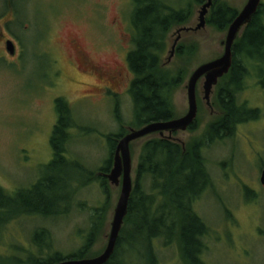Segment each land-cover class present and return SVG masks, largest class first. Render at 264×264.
I'll return each instance as SVG.
<instances>
[{"label": "rangeland", "instance_id": "374dc122", "mask_svg": "<svg viewBox=\"0 0 264 264\" xmlns=\"http://www.w3.org/2000/svg\"><path fill=\"white\" fill-rule=\"evenodd\" d=\"M222 1L239 12L248 0ZM261 3L264 5V0ZM10 4L11 0H0V23L7 19L3 17L8 12L7 9L4 12V6ZM15 6L22 10L21 16L29 19L30 24L27 19L17 18V25H9L16 37L24 41V45L18 47L24 59L4 58L7 53L0 46V186L14 194L29 188L43 174L44 166L52 159L50 136L57 120L56 97L70 102L73 110L74 127L70 130L68 155L93 174L84 185L87 179L72 168L51 172L56 192L72 196L73 200L72 207L60 216L37 217L20 212V206L0 208V257L26 258L27 251L38 254L32 236L42 229L49 234L46 241L49 247L43 249L44 253L71 254L82 246L95 209L104 206L106 211L89 254V257H95L103 252L108 242L122 184V176L118 184L106 177L104 187L97 179L102 177L101 168L110 157L112 144L107 135L120 132L121 126L127 130L132 127L133 104L129 89H118L115 101L109 93L102 94L70 81L69 78H75L90 84L96 82L71 67L69 62L74 51L67 40L69 37L78 39L96 63L121 62L122 35L128 33L126 26L133 38L130 23L133 0H28L26 5L15 0ZM200 8L201 4L194 5L190 19L169 31L165 38L162 61L174 73L185 72L183 82L171 94L176 118L188 111L185 86L192 72L199 65L220 57L224 51L221 41L226 38L227 30H219L208 23L194 30L199 23ZM26 25H30L29 30ZM45 27L52 29L50 41ZM180 28L189 30L181 31L176 47L194 45L196 54L191 60L178 55L177 48L169 60L171 45ZM133 48L132 41L129 51ZM39 54L56 57L66 78L50 85L47 67L37 61L39 58H33ZM257 71L258 67L250 68L239 100L258 109V118L238 125L232 137L216 141L204 150L212 185L193 207L208 227L202 238V257L208 264H264V186L260 183L264 168V86L257 82ZM203 83L202 77L197 82V127L173 134L184 145L198 137L219 114L217 106L210 107L203 99ZM216 90L217 84L210 102H214ZM117 111L120 121L116 117ZM151 137H157V134L130 143L132 189L142 146ZM112 167L113 156L109 171ZM75 179L81 184L79 181L76 184ZM76 185L80 187L74 196L71 194ZM62 186L63 189H59ZM129 236L126 248L130 263L127 260L125 264H148L146 248L134 233ZM153 245L156 264H182L175 239L170 238L168 242L161 237Z\"/></svg>", "mask_w": 264, "mask_h": 264}, {"label": "trees", "instance_id": "16d2710c", "mask_svg": "<svg viewBox=\"0 0 264 264\" xmlns=\"http://www.w3.org/2000/svg\"><path fill=\"white\" fill-rule=\"evenodd\" d=\"M204 2L205 0H133L134 9L130 23L134 48L127 56L129 67L134 73L129 88L134 117L130 128H139L152 121L176 118L171 94L183 82L185 72L174 73L162 61L166 49L165 38L169 31L184 25L190 19L194 5H202ZM237 14L238 10L226 2L213 0L206 23L219 30H227ZM176 48L178 55L188 60L196 54L194 45H180ZM232 51L231 68L219 79L214 102H211L212 107L217 106L219 114L207 124L206 129L184 146L157 133V137H151L144 142L127 215L114 252L105 264H125L127 260L130 263L127 258L130 254L126 247L129 246V235L132 233L146 248V256L150 260L148 264H156L153 241L161 237L177 241L182 264H205L199 256L204 247L202 238L208 227L193 207L201 194L212 185L204 150L216 141L232 137L238 125L258 118V109L249 107L246 102H240L239 94L244 88L243 81L250 68L263 69V3H260L251 21L243 27L234 41ZM55 110L57 120L50 136L52 159L44 166L41 177L29 188L9 194L0 186L1 209L20 206V212L37 217L60 216L72 207L73 200L72 196H62L56 192V182L51 172H61L69 167L87 179L83 182L84 185L89 183L93 171L85 169L78 160L68 155V144L72 137L70 130L74 127L73 110L63 97L56 99ZM116 113L119 114L118 111ZM117 115L120 121L121 118ZM197 125L196 118L189 130H194ZM128 130L121 126L120 132L107 135L112 144L110 157L101 168L102 177L97 178L102 181L103 187L118 140ZM75 180L78 184L79 180ZM79 187L80 185H76L71 195L75 196ZM59 189H63V186ZM105 211L104 206L95 209L90 230L82 246L73 253H44L43 249L49 247L46 242L49 234L42 229L34 232L32 236L38 254L27 251L26 258L15 255L0 257V264H4V261L7 262L5 264H53L64 259L88 258Z\"/></svg>", "mask_w": 264, "mask_h": 264}, {"label": "water", "instance_id": "95a60500", "mask_svg": "<svg viewBox=\"0 0 264 264\" xmlns=\"http://www.w3.org/2000/svg\"><path fill=\"white\" fill-rule=\"evenodd\" d=\"M260 3L261 0L247 1L243 9L238 12L235 19L230 23L227 29L226 38L221 41V45L224 46L223 54L212 61L199 65L192 72L185 86L188 97V111L185 115L169 120L152 121L139 128H130L125 135L119 138L114 150L113 167L109 173H106V177L110 181L118 184L119 178L122 176L121 192L115 207L108 242L103 252L95 257L64 259L54 262L53 264H105L109 260L110 256L114 252L124 218L127 215L129 198L132 191V179L130 175L132 165L130 143L134 140L155 133L159 136L173 138L174 133L189 129L197 117V82L202 77L204 78L203 99L206 100V104L208 106L212 107L210 95L212 94L213 87L218 83L221 77L229 72L232 65V49L234 41L238 37L239 32L242 31L243 27L251 21V18L254 13H256ZM212 4L213 0H205V2L201 5L199 10V23L194 30L205 26L206 15L208 14ZM185 30L189 29L180 28L177 30V37L171 45L169 60L174 54L176 45L181 36V31ZM6 48L10 54H14L15 46L11 41L7 43ZM182 146H184V143H182ZM260 183L264 185V169L261 171Z\"/></svg>", "mask_w": 264, "mask_h": 264}, {"label": "flooded vegetation", "instance_id": "af4514ba", "mask_svg": "<svg viewBox=\"0 0 264 264\" xmlns=\"http://www.w3.org/2000/svg\"><path fill=\"white\" fill-rule=\"evenodd\" d=\"M22 5H26L28 0H19ZM6 2H10V0H6ZM8 4V3H7ZM7 9L8 14L6 16L3 15V17L7 18L4 19L3 22L0 23V46L2 47V50H4L7 53L6 55H3L4 58L10 59V60H16V59H24L25 57L19 54L18 47L21 45H24V41L20 38L18 39L13 31L9 27L10 24L17 25V18L20 19H27L26 17H22V10L18 9L15 6V0H11V4L6 7L4 6V12ZM30 24V20L27 19ZM30 27V25H26V29ZM29 30V28H28ZM47 30V31H46ZM127 34L122 35L123 45L122 49L124 50L121 55V62L114 61V64H110L106 61L102 62H95L91 56L89 55V52L86 51L84 48H82L81 44L78 42V39L74 37L68 38V44L72 46L74 54L72 59H70V65L71 67L77 71L83 73L84 76H88L90 78H94L96 82L94 84H90L88 82L84 81H78L75 78H69L72 82H77L85 87H89L94 90H99L102 92V94L109 93L111 97H113L116 101L118 96V89H129L132 80L134 79V73L129 67V63L127 60V56L130 48V44L132 42V34L129 32L128 27L126 26ZM45 34L48 36L50 41V37L52 34L51 27H45ZM186 31V30H185ZM11 41L15 46L14 54H10L7 51L6 45L7 43ZM264 57V54H263ZM34 59L39 58L40 60H37L38 62L42 63L45 67H47V81L50 85H53L54 82H57L59 80H62V78H66V74L62 71L60 68V62L59 60L54 57L52 54L50 56H44L42 54H39L37 56L33 57ZM50 71H49V70ZM257 82L260 83L262 86H264V69H261L257 71ZM68 78V77H67ZM262 81V82H261ZM58 97L55 98L54 103ZM70 104V102H68ZM177 133V132H176ZM168 138V137H167ZM171 140H176L180 142V140L173 138H169ZM182 144V142H180ZM264 169V168H263ZM262 169V170H263ZM261 170V171H262ZM106 175V174H105ZM264 186V185H263ZM170 239V238H169ZM169 239H166L169 242ZM154 242V241H153ZM203 252V251H202ZM200 259L205 263L208 264L204 258L202 257V253L199 256Z\"/></svg>", "mask_w": 264, "mask_h": 264}]
</instances>
